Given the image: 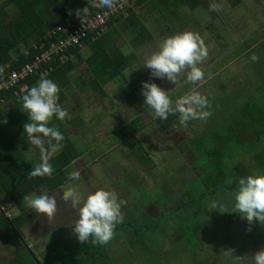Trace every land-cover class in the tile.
<instances>
[{
    "label": "rangeland",
    "instance_id": "obj_1",
    "mask_svg": "<svg viewBox=\"0 0 264 264\" xmlns=\"http://www.w3.org/2000/svg\"><path fill=\"white\" fill-rule=\"evenodd\" d=\"M4 1L5 0H0V5ZM149 2L154 3L153 0H150ZM170 2L173 3L172 0H170ZM213 3L218 5L217 0H205L203 6L209 7V5ZM155 4L156 6H159L158 2H155ZM218 7L219 10L215 11L216 13L207 11L209 13H206L205 17L203 15L200 17V10L196 11L195 13L196 17H199V20L196 23V25H199L198 33L201 35L205 34L204 30L208 31L207 34H205L207 38L204 40V42H208V45H205L208 49L209 55L207 60L204 61V68L202 70H209L205 62L211 64L214 56H225L226 58L231 59L229 62V64H231L230 67L220 66V69H222L219 72H225V69H227V73H225L230 76L227 78V81H232L221 84V80L218 79L217 85L215 86L216 89L223 88L226 91L227 95L216 94L214 98V100H216V106L215 108L211 107V110L212 112L218 111L216 110V108L217 106H220L223 112H218L221 115L228 114V112L230 111L228 106L231 102L227 103V100H229L227 98L230 97V100L232 101V114H235V111L238 108L236 104H239V107H247V105H245L246 96L242 93L243 91H247L250 88V86H248V82L251 81L248 80V75H251V73L247 72L245 76L244 68L246 67L247 69L248 66H252L250 68L253 69V64H255L256 61L254 62L251 59L252 55L254 54L258 57L257 61H259L260 58L262 61V56L264 55V53L263 50L262 52H255V48L254 50L249 51V53L247 52L246 54L241 55L242 59H234L228 53V50L229 48H232L237 44L229 43V40L232 39L237 41L238 39H243L244 36H246L245 41H247V48L251 49L258 43L261 44L264 39L260 33H255L256 35L251 36L253 35L251 34L252 31L245 32V29H240L230 32V28H233V25L240 26L242 23H246L245 28L248 26V28H250L252 25L255 28L254 31L264 32V20L262 22H254V19L251 16L255 11L254 9L250 10L246 6L231 9L226 0H222L221 6L218 5ZM262 7H264V5H262ZM147 8L149 7L144 8L142 6H139L136 8V12L140 15L141 13H144V10L147 11ZM7 11L11 12L13 11V9L9 8L7 9ZM186 12H188V10H186ZM231 12H233L234 15H237L235 21H230V19H228V16L231 14ZM188 14L192 13L189 12ZM222 20H224L225 22H223ZM203 22L204 24L202 25ZM129 25L130 24L127 20H123L115 26L119 31L127 30V33H125V35L123 36L121 35L119 39L116 40L115 44L116 46H118V49H120L124 54L133 52L135 54V59L132 55H128L132 67H130L127 72H125V81H123L119 77V79H116L114 81V84H109L108 86L104 87L108 97L103 98L101 94H92L90 90L86 89V86L82 89H78L76 87L74 82L75 80L77 82H80L81 79L86 80L87 77H90V75L88 74V68L84 63H77L75 69L66 76L62 85L59 86L60 91L58 93V96L59 98H61V103H59V105L67 111L68 115L66 116V118L69 121L64 126V131L67 132V136L71 139V141H73V145L76 151L84 153V150L88 147H94L91 151H89V154L93 155L92 158L97 159L98 161L95 163V165H89L90 160L88 159L91 158L87 159L85 157H82L81 159L76 160V162H78L76 165H73L71 167L69 166V169H66L65 172L68 176L71 172L78 171L80 173V179L72 181L70 180V182H68L63 188H59L58 190L50 194V196H55L57 201V211L52 218H48L45 215H36L35 212L27 206V203L25 201L21 203L23 209H27L26 212L24 211L23 217L24 221L26 222V226L24 227L26 228L25 234L28 238H24V242L23 240H20L21 235H15L12 236L11 239L6 240H2L0 238V264H22L19 262L20 260H17V249L20 245V242L22 243L21 252H24L26 250V246H30L29 252L32 251L33 253H31V256L29 255V253L25 254V258L29 257V260H25L24 262L34 261L33 257L36 256L35 248L40 245V249L42 248V250H46L48 247L47 242L58 243L60 241L62 243L66 240H69L68 243H65L66 247L69 248L74 246L73 250L77 248L75 245L79 243L77 239L73 241L75 235L72 232V226L75 220L78 218L77 210L72 206L71 202H65L63 199H61L62 193L65 190L66 186L75 187L82 197H86L87 194L96 191L98 189L97 186H99L100 188H104L106 190L115 191L118 194L119 199L123 201H126V193L131 191L130 196H127V198L130 199V202L125 203L121 207L123 209L122 214L125 210H131L132 212L136 211L135 220H139L140 223H143L144 225L147 223V221H144V219L140 218L138 219V217L147 214L146 209L149 203H156L154 205L155 207L153 208L158 211L161 209V212L165 213L168 210V205H165V208L162 207V205L165 204L167 200H175L181 197L182 194L180 192L182 184H185L184 187L189 185L192 188V193L189 194L190 199H182L181 203L174 204V206H172L169 210L172 211V217L167 213V218L169 219L166 218L167 220L164 221V223L169 226L168 228L164 227L166 233L170 235V232L172 231L177 238L165 236L166 233H163L164 230L162 231V226H160L159 229L155 231L157 238H151V241L146 244L145 249L148 251L150 257H153V260H148V256L146 259L142 260L143 254L138 252V248L132 245V242L136 241L139 238H137V236L135 239H133L132 237L129 238L127 245H129L130 252H134L135 258L132 260H127V256H131L133 254L126 249V246L125 250L122 249V236H117V233L120 232L121 223L116 226L115 236L112 240L115 239L119 242L118 244L115 243L112 248L119 246V249L114 250L111 248L110 252L112 253L111 257H116L118 255L120 256L122 260L118 261V259H116L119 264H234L232 257L224 255V251L229 249L233 250L234 256L242 257V259L240 260V264H252V255L257 251L264 249V225H261L258 221H254L251 225H249L247 220L242 219L239 213L231 212L233 210V200L231 203L230 199L225 197L230 193L229 196L233 199V196L231 195L232 192L228 190V193H226L227 195H225V193L221 194L220 192L222 191V188H218L217 192H215L219 194V196H216V198L207 199L208 197H204L200 205L198 204L195 208V210L198 211L200 207V215L191 217L189 219V222L192 224V226H195V228L197 226L200 227L199 229H197L196 234L194 233V236L191 239L193 244L197 246L192 254H190L189 248L183 247V236L177 229L178 222H180L181 220L180 212L181 214H185L184 207H186L188 203H192L195 200L197 201V197L200 191L202 192L205 190V192H202L200 194L208 193L209 190H211L213 181H216L218 179L219 182L222 183V186H229L233 184V186L231 185L230 187L235 188L236 181L239 177H244L247 175H264V149H259L258 151H256V153L254 154V158L252 156L246 157L242 155L240 156L241 159H229V162L224 161V158H222L219 162H217L220 166V172H216V174H213L212 168L214 167V163L202 165L201 162H198L204 159L202 152L208 150L211 153L213 152L212 155H214V152L218 147V141H221L218 136L220 132H214L213 129H205V127H203L202 131L199 132V129L196 128L194 124L189 128L187 126H180L178 131L170 130L168 133L164 134V137L161 138V140H158L157 136L151 135L149 140L162 142L161 144L163 145L162 151L165 162L163 163V161H160L161 159H158V157H154L153 155H151L153 156L154 167L150 168V173L152 175V185H155L157 183L156 179L158 175L162 176V180L160 181V183H162V190H160L158 184L155 187L151 188V190H144L146 186L145 184H143V182H141V177L139 176L138 172L140 168L143 169L148 164L146 162V153H143V150L138 146V144H136V140L133 137H129L127 134L124 135L123 133H120L122 129L117 130L119 127L118 123L121 124L123 122L124 124L127 121H130L135 115H137V113H139L138 111H140V108L139 110L138 108H129L128 105L123 103L122 100L124 93L127 92L126 89H129L130 91L134 86L133 83L135 81V78L133 76V64L135 62L141 63L142 61L139 51L127 46V41L130 42L133 38L131 37L130 39H126ZM240 33L251 35H243ZM162 39L163 38L160 37L159 40H157L152 45L153 47L151 49L156 51V45ZM214 44H216V48L220 47V49L218 50L220 51V53L216 51ZM145 45L147 46L148 44L146 43ZM131 47L133 46L131 45ZM149 48L150 46H147L146 50L149 51ZM17 50L23 53V45L19 44ZM80 50H82V57L86 59L89 56V51L84 47ZM108 51L110 53L116 52L113 48H108ZM13 60H16V57H13L11 61ZM242 61H245V65H243V63H240ZM258 67L259 65H257L256 69H254V73L256 72L257 75V71L259 70ZM219 74H222V76H224V73ZM231 77L233 79H231ZM259 77H263V75ZM136 78L138 79V77ZM209 84L210 83L204 79L201 84L196 86V90L200 93L209 92L207 88H213V86H209ZM187 86H190V88L183 93H187L194 87L191 84L184 83L183 89ZM237 86H239V88H237ZM170 87L175 89L176 85ZM84 89H86V91ZM260 92L264 93V88H260ZM251 93L252 89L250 91V94ZM112 105L114 106L113 109ZM121 105L122 107L120 113L118 110L119 106ZM5 106L8 111H11L14 107L13 104H7ZM109 110H113V112L116 113V117L117 114L120 113L121 117H119V120H116L114 118V115L111 114L112 111L109 112ZM142 118H144L148 124H151L150 122H148L149 120L146 116H143ZM142 118L134 117L133 122L127 125V131L131 130L133 127L137 128L138 126H140V124L142 123ZM243 118L244 116L240 117L241 121L236 125L235 130H241L242 132H245V127L247 125H245L244 128H242L241 125L245 123L247 119ZM218 120L219 119L217 118L216 121ZM230 120H233V122L237 121L232 117H230V119H223V121ZM61 122L63 123V120H61ZM108 124H112V129ZM48 126H55L56 128L58 127L57 122L54 120V118H52ZM149 128L150 127H146V129ZM113 130L114 132L112 133ZM150 130L158 131V128L152 123ZM258 130H260V132L264 135L263 124H259ZM149 132L145 136H149V134L151 133ZM124 137H127L128 139L121 145V148L126 149L127 147H129L130 150L138 156L140 163L137 160V162H134L135 160L133 159L135 157L133 158L130 156V150L128 149H126L127 156H123L125 155V151L121 150L120 146L116 143L122 142V139ZM197 138H199V140H197ZM252 138L253 137L251 136L244 142V146L246 148L250 146V139ZM232 139V141H234V136ZM149 140H146V142ZM113 142L114 145H111ZM172 144L179 145L178 149H171L169 145ZM24 146L25 148L23 149V154L25 158L29 161L32 160L34 165H38V160H40L41 162V153L39 149L31 146L29 142ZM220 146V152H225V148L228 150L230 149V146L226 143H222L220 144ZM148 150L156 151L157 154L161 156V153L158 152L157 149ZM58 151L59 149L57 145H51V148H48V152L46 154L50 159L54 157L58 153ZM195 155L197 156L196 159H194ZM107 156L115 159H121L120 166H110V161L108 159H105ZM170 157L172 158L170 165L174 168L169 167V161L171 159ZM101 159H105L107 167L109 165L111 169H114L115 174L112 177L109 175V177L106 176L104 179L101 178L102 174L98 173L99 169L97 167V165L101 162ZM222 163L228 164H225V166H221ZM178 164L179 166L176 167ZM198 164H200V166H198ZM84 168H87L88 170L90 169L87 174L81 173ZM231 168H235L236 172L239 173L232 179L230 178L232 174L228 175V172L231 170ZM174 172L175 175H173ZM177 176L179 178V181L177 179ZM197 178L199 186L197 185ZM83 179H85V182L89 184H87V187L85 186V182L83 181ZM150 185V182L147 181V187ZM138 190H141V192H139ZM33 194L40 195L42 194V190L39 193L36 192ZM213 201L220 202L224 206L226 212L221 213L218 210H211V203ZM177 205H181V207H177ZM14 209L16 212H12V209H9L8 213L6 214L12 217L17 215V213H19V210L17 208ZM189 212H191V210H189ZM156 213L157 212H153V214ZM152 220L155 221V217H153V215ZM62 222L68 223L69 225H67L64 229L55 227L57 224H62ZM147 225L149 226L150 222H148ZM148 226L145 228L146 230H148ZM248 228H251V231H247ZM22 233H24L23 229L21 230V234ZM112 240H110V242H108L106 245H103L104 253L109 257L110 255L108 246L112 245ZM90 244H93L91 240H89V242L86 244V248H88ZM60 250L64 253H67L63 248L59 249V251ZM85 250L86 249H81L80 252H86ZM59 251L55 254L57 257L63 255ZM44 252L45 251H43L42 254L37 255V258L39 260L37 264H54V260L52 259L53 255L48 256L47 254H44ZM157 253H160L159 261L155 257ZM75 255L77 256V253ZM83 256L84 255L82 254V257ZM18 257L20 258L19 255Z\"/></svg>",
    "mask_w": 264,
    "mask_h": 264
},
{
    "label": "trees",
    "instance_id": "obj_2",
    "mask_svg": "<svg viewBox=\"0 0 264 264\" xmlns=\"http://www.w3.org/2000/svg\"><path fill=\"white\" fill-rule=\"evenodd\" d=\"M149 1L150 0H138L133 6L127 9L128 16L126 18L119 15L116 16V18L113 17L111 19V22L108 23L107 33L105 32L94 42L87 40L84 47L89 49L90 54L86 59L80 55V49H77L75 50L73 60L71 59L64 65L56 68L45 78L51 79L54 83L60 86L64 82L66 76L75 69L77 63H84L88 68V74L91 79L87 83L77 82V87L81 88L83 86H87L89 88L88 90L93 93H102L103 86L109 81L119 79L122 72L128 67V65H130L129 56H119L118 54L110 53L108 51V48H112L114 46L113 44L115 43V38L117 36L116 27L114 25L120 21L127 20L130 26L143 28L142 25L140 26L141 22L139 19H133V11L137 7L143 6ZM155 1L160 2V5L165 6L166 9L168 8L169 11L171 10L169 9L171 7L172 9H177L183 6L189 7L192 11H197L199 9H201V12L204 11L201 0H172L173 3H171L170 0ZM98 3L99 0H5L0 5V65L12 62L11 60L13 57H16L17 61V63L12 62L14 66L18 63L25 62V60L32 59L39 52H41L43 42L53 40L54 37L50 34L59 24H62L69 17H72L74 21L80 19L86 14L84 11L85 8L89 9L90 13L99 11L100 9L97 6ZM9 8H12L13 11H7ZM77 9H81L80 18L76 15ZM19 44L23 45L24 53L17 50ZM120 78L125 81L124 77ZM38 81L39 80H36V78H31L28 81V89L35 86ZM237 88H239V86H237ZM26 91L22 95H24ZM222 94L227 95L226 91ZM245 94L250 93L246 92ZM22 95L16 96L13 92L9 91H2L0 93V99H2L0 104V208H3L5 213H8L9 209H12V212H16L14 208L19 210V213L13 217L0 212V238L2 240L11 239V237L15 235H21V230L24 226H26L23 213L24 211L26 212L27 209L24 210L22 207L21 203L24 201L23 197L36 192L39 193L42 189H45L48 194H51L57 189L64 187L68 182H70V178L65 172L66 169H69L71 163L82 155V152L75 150L73 141H71V139L67 136L68 134L64 131L63 124L66 122L68 123L66 117L63 119V123L61 120L53 117L59 124L57 129L64 136L63 141L59 144H57L54 140L51 144L57 145L59 149L58 153L49 159V163L54 169L53 174L50 177L44 176L30 178L29 172L36 165L33 164L32 160H27L23 154V149L25 148L24 145L28 143L26 133L23 135V125L28 122V117L27 114L23 112L21 102ZM227 99H229L227 100V103L231 102L228 106L230 111L222 117L228 116L234 119L235 117H246L247 114L254 113V110L251 111V104L253 103L252 97H250L248 101H245V105H247L245 108L239 107V104H236L238 108L235 111V114H232V101L230 100V97ZM57 103H61V98L58 99ZM209 103L210 108H215L216 100H214V98L209 99ZM7 104H13L14 107L11 111L7 110L5 106ZM216 110H218V106ZM5 120L7 123H4ZM170 121L171 120L167 118V123H170ZM218 121L221 125L217 126L216 132H222L226 121ZM218 135L221 134L219 133ZM219 137L220 139L226 138L225 136ZM51 145L46 143V148H51ZM205 152H202L203 157ZM219 155H222V152L217 150V152H214L213 156L214 158H218ZM38 163H40V160H38ZM222 165L225 166L223 163L221 166ZM216 166L217 167L215 169L214 167L212 168V173L214 171L215 173L220 172L219 163H217ZM232 170L233 169L228 172V175ZM219 185V183H212L211 190L213 191ZM185 189L186 188L184 187V190ZM189 190H187L186 193L184 192V198H187V200L190 199L189 194L192 193V191ZM225 190H227L228 193V189ZM229 190L231 192L233 191V189ZM199 201H201V198L200 200L188 203L186 207H184L185 214H181L180 212L181 220L178 222L177 229L181 232V234L185 235V238L188 237L187 242H190L194 233L196 234L197 232V227L195 228V226H193V228L190 229L188 222L191 217H196L199 214V211L195 210ZM189 210H191V212H189ZM157 222L158 220L156 222L151 220L149 226L146 223L143 227L146 228L148 226V231H151L150 234L156 235L155 231L159 229ZM163 230L164 228L162 227V231ZM163 233H166V231L164 230ZM154 238H157V236ZM191 243L192 241L190 244ZM58 246L60 249L63 248L58 243H54V247L56 249H58ZM86 247V245L84 247L78 246L77 248H79V250H77V248L74 250L71 248L72 250H65L67 252L66 254L63 251L61 253L65 254V257L74 256L76 253L79 255L90 254L93 253V249L100 250L99 246H94L93 244H90L88 248ZM81 249H86V252L80 253ZM78 260L75 261V264H82V262ZM34 261L23 262L22 264L38 263V261ZM65 263L66 262L63 264Z\"/></svg>",
    "mask_w": 264,
    "mask_h": 264
},
{
    "label": "crops",
    "instance_id": "obj_3",
    "mask_svg": "<svg viewBox=\"0 0 264 264\" xmlns=\"http://www.w3.org/2000/svg\"><path fill=\"white\" fill-rule=\"evenodd\" d=\"M154 3L152 2H146L142 7H149L147 8V11L144 10V13H141L140 15L136 12V9L133 11L134 12V18L136 19H139L141 24L140 26L142 25L143 28H137V27H132V26H128V34L126 36V39H130L131 37L132 38V41L128 42L127 41V46L132 48V49H136L139 51L140 53V58H141V63L139 62H135L133 64L134 66V78H135V81L133 83V87L132 89L129 91V89H126L127 92L124 93L123 95V103H125L126 105H128L129 108H140V111H138L139 113H137V115H135L134 117L135 118H142L143 116H146L148 118V122H150L151 124L153 123L157 128H158V131H154V130H150L151 129V124H148L147 121L142 118V123L140 124V126H138L137 128L133 127L131 130L127 131V125L131 122H133V118L130 120V121H127L126 123L123 124V122L120 124L118 123L119 127L117 130H121L122 131L120 133H123L124 135L127 134L129 137H133L135 140H136V144H138V146L143 150V153L145 154L146 153V162L148 163L145 168L143 169H139V176L141 177L140 180L141 182H143V184H145V191L148 190H151V188L155 187L157 184H158V187L160 188V190H162V183H160V181L162 180V176L161 175H158L156 181L157 183L155 185H152V182H151V173H150V168H153L154 167V162H153V156L154 157H158V159H161L160 161L163 163L165 162L164 160V156H163V151H162V147L163 145L161 144L162 142H158V141H153V140H149L150 136L153 135V136H157V139L158 140H161V138L164 137V134L168 133L170 130H175V131H178L179 130V127L181 126L178 122V115H169L168 118L171 120L170 123H167V119H159V118H153V114H152V110L149 109L147 106H144V97L143 95L141 94V89H142V82H149V83H156L159 87H161L163 90L165 91H168V95L170 96V98L174 101L175 99L179 98L180 96H183L187 93H183L185 92L186 90H188L190 88V86H187L186 88L183 89V85H184V80L182 79L181 80V83H179L178 85H176L175 89L174 88H171L170 86H173L174 84L168 82L166 79H160V78H156V77H152L151 76V72L150 70L146 69V68H143V61H144V57L148 54H151L154 50H152L151 48L153 47L152 45L157 41L159 40L160 37L164 38V37H167V36H171V35H175V34H178V33H181L183 31H193V32H199V25H196L197 21L199 20V17H196V11H192L189 7L187 6H183V7H180V8H169L171 9L170 11L168 10V8L166 9L165 6L163 5H160L161 3L158 2V5L159 6H156L155 4V0H153ZM202 1V6L205 2V0H201ZM227 1V4L231 7V9H234V8H241L242 6H246L247 8H249L250 10H255L253 13H252V18L254 19V22H259V21H263L264 20V7H262V5H264V0H226ZM217 3L219 6H221L222 4V0H217ZM156 6V7H155ZM249 6V7H248ZM204 7V6H203ZM186 10H188V12H186ZM201 10V9H199ZM198 11V10H197ZM209 11V7H204V11L203 12H199V15L200 17L203 15L205 17V14L206 13H209L207 12ZM192 13V14H188V13ZM216 13V12H215ZM216 15V14H214ZM236 16L237 15H234L233 12H231V14L228 16V19H230V21H235L236 20ZM223 22H225L224 20H222ZM121 22V21H120ZM119 22V23H120ZM117 23V24H119ZM162 23V24H161ZM117 24H115L114 26H116ZM160 24H161V27H160ZM204 24V22L202 23V25ZM196 25V26H195ZM246 23H242L240 26H236V25H233L232 27L233 28H230L231 31L230 32H233L234 30H240V29H245L244 31L247 32V31H252L251 34H244V33H240V34H243V35H251V36H254L256 35L255 33H260L264 39V32H258V31H254V27L251 25L250 28L246 27ZM220 27V26H219ZM253 27V28H252ZM262 28V26H261ZM116 32H117V36L115 38V42L117 39H119V37L122 35H125V33H127V30L126 31H119L116 29ZM207 30H204V33L207 34ZM107 33V31H106ZM205 34H201L200 36L202 37L203 40H205L207 38V36ZM160 37H159V36ZM246 39V36H244L243 39H238L237 41L235 40H232L230 39L229 40V43H236L237 45L232 47V48H229L228 50V53L234 58V59H237V58H241V55H244L246 54L247 52L249 53V51L251 50H254L255 48V52H262L263 50V53H264V41L261 43V44H257L255 47L251 48V49H248L247 48V41H245ZM130 43V45H129ZM148 44L147 46L149 48V51L146 50L147 46L145 44ZM205 44L208 45V42H205ZM114 46L112 47L114 49V51H116L118 49V46H116V44L114 43L113 44ZM131 45L133 47H131ZM215 45V49L218 53H220V51H218L220 49V47H217L216 48V44ZM86 48L88 51L89 49L87 47H84ZM82 50H80V55L82 56ZM124 51V50H123ZM227 53V54H228ZM254 53V52H252ZM89 54H90V51H89ZM115 54H118L119 56H128V55H132L135 59V54L133 52H130L128 54H124L120 49H118ZM137 55V54H136ZM240 55V56H239ZM264 58V55L262 56ZM232 58V59H233ZM242 59V58H241ZM240 59V60H241ZM231 59L229 58H226L225 56L224 57H216L214 56L213 60H212V63L211 64H208L207 62H205L208 67L209 70H206L204 69L203 72L205 74V80H207L210 84L209 86H213V88H207V90L209 92H206V93H201L202 95L206 96L209 99L211 98H215V97H211L214 93H223L225 90L223 88H218L216 89L215 86L217 85V81L218 79H220V83H224L225 82H231L232 80L230 81H227V78L230 77L228 74H226V70L225 69V72H219L221 69H220V66H224V67H230L231 64H229ZM238 60V61H240ZM237 61V60H235ZM233 61V62H235ZM262 62H263V59H262ZM240 63H243V65H245V61H242ZM130 65H128V67L122 72V75L120 77H125V72H127V70L132 67L131 65V62H129ZM229 64V65H228ZM257 65H259L258 67V75L261 76L262 73H263V70H264V67H263V63H261V58L259 61H256L255 64H253L254 68H250L252 66H248L247 69L246 67L244 68V75L246 76V73H251V75H248V80H250L251 82H256L257 81V78L256 77H259L257 75V73L255 72L254 73V69H256ZM202 69L204 68V62L199 65ZM233 66V65H232ZM253 70V71H252ZM250 71V72H249ZM219 73H224V76H222V74H219ZM138 77V79L136 78ZM90 77H87L86 80L84 79H81L80 80V83H87L90 81ZM231 79H233L231 77ZM116 80V79H115ZM114 80V81H115ZM134 80V79H133ZM131 80V81H133ZM114 81H109L106 85L103 86V92L100 93L101 96L104 98V97H108L107 95V92L105 90V86H108L109 84H114ZM75 85L77 83V81L75 80ZM251 82H248V85H251L250 83ZM219 83V82H218ZM74 84V83H73ZM180 85V86H179ZM77 87V85H76ZM85 87V86H83ZM83 87L81 88H78V89H82ZM87 87V86H86ZM226 88V87H225ZM86 89H89L88 87ZM244 93H242L243 95L247 92V91H243ZM249 93V92H247ZM257 93V92H256ZM92 94H96V93H93ZM132 100V101H130ZM122 103V105H123ZM124 104V105H125ZM121 106H119V112L121 113ZM138 106V107H137ZM113 105H112V109H113ZM206 110H209L211 112V108L209 109H206ZM112 111V115H114V118L116 120H119V117H121L120 113L117 114V117H116V113L113 112V110H109V112ZM218 111L219 112H223L222 111V108L220 106H218ZM218 111H213L211 112V116L209 118H207L206 120H190L188 123H187V127L189 128L191 125H194L196 126V128L199 129V132L202 131V128L205 127L208 128V129H213V131L216 132V128L217 126L221 125V123L219 121H216V119L218 118L219 120H223V119H230V117L226 116V117H222V116H225V115H221ZM264 114L262 112H260L259 114H257V117H255L253 120H252V123H253V127H252V139L251 142H250V146L248 148H246L244 146V142L245 141H240L238 138L234 141V143H230L228 144L230 147V149H226L225 147V152H222V155H219L218 158H214V156H212L211 158H206L204 157V159L202 161H199L198 163L201 162V164H213L214 165V169L216 168V163L219 162L222 158H224V161L226 162H229V159H233V160H238V159H241L240 156L244 155L246 157L248 156H252L253 158L255 157L254 154L256 153V151H258L259 149H264V135L260 132V130H258V127H259V124H262L264 123ZM263 118V119H262ZM67 119V118H66ZM251 120V119H250ZM67 124V122L65 124H63V128L64 126ZM58 127H59V124L57 123ZM110 126V128L112 129V124H108ZM236 125V124H235ZM146 127H150L149 129H146ZM125 130V131H124ZM151 133H150V132ZM194 131V130H193ZM224 131V129H223ZM222 131V132H223ZM114 132V130L112 131V133ZM150 133L149 136H145L147 135V133ZM65 133L67 134V132L65 131ZM203 133V132H201ZM127 137H124L122 139V142H119V143H116L117 145L120 146V149L121 150H124L125 151V155L123 156H127L126 155V149L130 150L129 147H127L126 149H123L121 148L122 144L125 143L127 141ZM146 140H149L146 142ZM166 140V139H165ZM197 140H199V138H197ZM226 143V142H224ZM223 143V144H224ZM111 145H114V142L111 144ZM146 145V147H145ZM178 146L179 145H175V144H172V145H169V147L171 149H174V150H177L178 149ZM220 145H218L217 149L215 150L217 152V150L219 151L220 149ZM94 147H88L87 149L84 150V153H82V155L77 159H81L82 157L84 158H91V159H88L90 160V164H94L98 161L97 159H94L92 158L93 155H90L89 154V151H91ZM148 149H157L158 152L161 153V156H159L157 154L156 151H153V150H148ZM102 150H105V149H102ZM130 152V156L131 157H135L133 160H135L134 162H139V158L137 155H135V153L133 151H129ZM128 152V153H129ZM176 154V153H175ZM153 155V156H151ZM122 156V157H123ZM129 156V155H128ZM221 156V157H220ZM225 156V157H224ZM173 157V156H172ZM171 158V157H170ZM197 156L195 155L194 156V159H196ZM105 159H108L110 162H109V165L112 166H120L121 164V159L119 158H112V157H109L107 156ZM105 159H101V162L97 165L99 171L98 173L99 174H102L101 178H105L106 176L109 177V175L112 177L114 174H115V171L114 169H111V167H108L106 166V162H105ZM175 159V158H174ZM93 160V161H92ZM137 160V161H136ZM176 160V159H175ZM207 160V161H206ZM141 161V160H140ZM171 161H172V158L170 159L169 161V167H171ZM198 161V160H197ZM126 162V161H124ZM78 162L73 161L70 165L73 166V165H76ZM140 163V162H139ZM166 164V163H165ZM225 164H228V163H225ZM234 164V163H233ZM156 165V164H155ZM164 165V164H162ZM179 164L176 166L178 167ZM198 166H200V164H198ZM175 167V168H176ZM171 168H174V167H171ZM93 169V168H92ZM206 169V167H205ZM232 169V168H231ZM90 170V169H89ZM89 170L87 168H84L83 171L81 173H84V174H87L89 172ZM212 171V170H211ZM207 172V170H206ZM205 172V173H206ZM171 173V172H170ZM215 173V171L213 172V174ZM172 174V173H171ZM216 174V173H215ZM229 174H232V176L230 177L231 179L234 178L236 175H238L239 173L236 172V169L234 168ZM173 175H175V172L173 173ZM88 178V177H86ZM177 179L179 181V178L177 176ZM72 181V179H69ZM197 180V185L199 186V182H198V178L196 179ZM83 181L85 182L86 180L83 179ZM147 181L150 182V186L147 187ZM160 183V184H159ZM213 183H219L220 185L215 188L213 191L212 190H209L208 193L206 194H200L202 192H205L204 191H200V193L198 194V200H200L201 198V201L204 197H208L207 199H210V198H216V196H219L218 193H215L217 192L218 188H222V191L220 192L221 194L222 193H225V195H227V190L225 189H234L233 187L231 188L230 186L233 184H231L230 186H222V183L219 182V180L217 179L216 181H213ZM88 183L85 182V186L87 187ZM96 187V186H95ZM63 188V187H62ZM97 188L99 189L100 187L97 186ZM96 188V189H97ZM58 190V189H57ZM62 190V189H61ZM139 192H141V190H138ZM45 192L44 189H42V193ZM55 192V191H54ZM126 192V191H125ZM133 192V190H132ZM130 193L131 191L127 192L126 193V203H129L130 202V199L127 198V196H130ZM181 194L183 193V190H181L180 192ZM52 194V193H51ZM220 194V195H221ZM230 194V193H229ZM229 194L225 197V198H229L231 203H232V198L229 196ZM50 195V194H49ZM203 197H202V196ZM201 201H199V205L201 203ZM165 202V201H164ZM135 203V202H134ZM168 203V204H167ZM156 203L152 204V203H149L148 207L151 206V208L153 209L154 212H158V219L161 221V216L163 214V212H161V209L158 211L156 210L154 205ZM177 204V203H176ZM165 205H168V209L171 208V205L172 203L170 202V200H167L165 204L162 205V207L165 208ZM174 206V204L172 205ZM181 207V205H177V207ZM175 209V208H174ZM4 209L3 208H0V212H3L5 215V211H3ZM123 211V209L121 208V212ZM199 214L200 215V212H201V209L199 207ZM171 212V211H170ZM132 213V214H131ZM124 216H123V221L120 225V232L117 233V236L120 237L122 236V239H121V245H122V249L125 250V246H126V249L130 252V248H129V245H127L128 241H129V238L132 237L133 239L136 238L137 236V240L136 241H133L132 242V245H134L136 248H138V252H140L141 254H143V258L142 260L146 259L147 256H148V260L151 259L153 260L152 258L153 257H150L148 251L145 249L146 247V244L149 243L151 241V238L157 236H152L150 234V231L146 230L145 226L143 223H140L139 220H135V214H136V211H131V210H125L124 211ZM131 214V215H130ZM197 215V216H198ZM140 218V216L138 217V219ZM147 223L151 221V218L149 217L148 219H146ZM189 223V228L192 229L193 226L190 222ZM164 224V222H163ZM67 225H69L68 223H64L62 222V224H57L55 227L56 228H59V229H64ZM25 227V226H24ZM138 227V228H137ZM137 228V230H136ZM200 227L197 226V229H199ZM25 229L26 228H23L24 230V233L21 234V239L20 240H23L24 238H28L27 235L25 234ZM119 230V228H118ZM122 230V231H121ZM179 233L181 234V232L179 231ZM150 234V236H149ZM179 234V235H180ZM148 235V237H147ZM165 236H169L171 238H177L173 232H171V234H165ZM183 236V247L184 248H189V251H190V254H192V252L194 251V249L197 247V246H194L193 242L190 244L191 242V239H190V242H187V238H185V235L182 234ZM23 237V238H22ZM179 237V236H178ZM77 239V237L75 236V238L73 239V241H75ZM156 239V238H154ZM176 240V239H175ZM24 242V240H23ZM69 240H66L65 242H58V244L63 247L64 250H70L71 248H73L74 246L72 247H69L67 248L65 243H68ZM112 242V245L111 246H108V249H109V256H106L105 253H104V249H103V245H98V244H93L94 246H99L100 250H92L93 253H90V254H85L83 257H82V254H77L74 255V256H65L64 255L66 254H63L62 256L60 257H57L55 254L59 251V246H58V249H56L54 247V242L53 243H50V242H47L48 244V247L46 250H42V248L40 249V245L37 246L35 248V252H36V256L33 257V259L35 261H39L38 258H37V255L39 254H42L43 251L44 254H47L48 256L49 255H53V263L54 264H63L64 262H66L65 264H75V261H81L82 264H119V262L116 261V259H118V261L122 260L120 258V256H116V257H111V252H110V249L112 248V246L116 243L118 244V240L116 241L115 239L111 241ZM79 243V242H78ZM157 243V242H155ZM87 243H84V244H77L75 245L76 247L78 246H81V247H84ZM126 244V245H125ZM36 245V244H35ZM45 246V245H44ZM21 249H22V243L20 242V245L18 246V254H17V260H20L19 262L20 263H23L25 260H29V257L28 258H25V254H28L31 256V252H29V249H30V246H26V250L23 252H21ZM114 250H118L119 249V246L117 247H114L112 248ZM77 250H79V248H77ZM47 251V252H46ZM27 252V253H26ZM62 251L60 250V253ZM137 252V254H138ZM81 253V252H80ZM132 253L133 255L131 256H127V260H132L135 258V254L134 252H130ZM33 254V253H32ZM160 253H157V255L155 256L157 258V260L159 261L160 259ZM18 255L20 256V258L18 257ZM79 257V258H77ZM48 258V257H47ZM46 258V259H47ZM155 258V259H156ZM45 261H48V260H45ZM101 261V262H100ZM121 264V263H120Z\"/></svg>",
    "mask_w": 264,
    "mask_h": 264
},
{
    "label": "clouds",
    "instance_id": "obj_4",
    "mask_svg": "<svg viewBox=\"0 0 264 264\" xmlns=\"http://www.w3.org/2000/svg\"><path fill=\"white\" fill-rule=\"evenodd\" d=\"M117 0H99L98 7L112 9ZM86 11V8L84 9ZM219 7L213 3L209 11H218ZM81 9L76 15L80 18ZM71 14V13H70ZM157 50L144 57L143 68L150 70L151 76L166 79L178 85L181 80L194 87L185 95L174 101L156 83L142 82L141 94L144 97V106L152 110L153 118L167 119L168 116L178 115V122L186 126L190 120H206L211 116L210 103L206 96L196 90V86L205 79V74L199 66L208 58V49L198 32L183 31L181 33L164 37L156 45ZM251 59L255 62L258 57L254 54ZM3 69H0L2 72ZM59 86L51 79L41 78L37 84L26 91L21 97L23 112L27 114L28 122L23 125L27 142L38 148L41 153V162L29 172L30 178L51 176L53 167L46 154L45 144L51 145L53 140L59 144L64 136L55 126H48L55 117L63 120L67 111L58 103ZM4 123H7L5 120ZM72 180H79L80 173L73 171L69 174ZM233 210L249 225L258 221L264 225V175H247L239 177L236 187L232 191ZM61 199L71 202L77 210V219L72 226V232L79 243L106 245L115 236L116 226L123 221L121 207L126 202L119 199L118 194L112 190L99 188L82 197L75 187L66 186ZM23 200L36 215H45L52 218L57 211L55 196L47 191L40 195L24 196ZM211 210L226 212L224 206L218 202L211 203ZM247 231H251L248 228ZM225 256L233 258L234 264H240L241 256H234L233 250H225ZM252 264H264V249L252 255Z\"/></svg>",
    "mask_w": 264,
    "mask_h": 264
},
{
    "label": "built area",
    "instance_id": "obj_5",
    "mask_svg": "<svg viewBox=\"0 0 264 264\" xmlns=\"http://www.w3.org/2000/svg\"><path fill=\"white\" fill-rule=\"evenodd\" d=\"M138 0H117L114 8L108 9L99 7V11L89 12L86 8L85 15L80 19L68 18L59 24L50 35L54 38L51 41L43 42L41 52L32 59L18 63L7 62L0 66V93L2 91L13 92L14 95H22L28 88V81L31 78L40 80L47 77L56 68L74 59L75 50L84 47L86 41L94 42L106 31L108 23L113 17L121 15L128 16L127 9L133 6ZM24 53V52H23ZM2 99H0V104Z\"/></svg>",
    "mask_w": 264,
    "mask_h": 264
},
{
    "label": "flooded vegetation",
    "instance_id": "obj_6",
    "mask_svg": "<svg viewBox=\"0 0 264 264\" xmlns=\"http://www.w3.org/2000/svg\"><path fill=\"white\" fill-rule=\"evenodd\" d=\"M261 63H263V67H264V58H263V62L261 61ZM262 75H263V77H256L257 78V81L256 82H251L250 84L251 85H248V86H250V88H249V90H247V92H249L250 93V91H251V89H252V95L251 94H244L245 96H246V101H248L249 100V98L250 97H252V101H253V103L251 104V107H252V110L251 111H253L254 110V113H251V114H247V116L246 117H244L243 119H247L246 120V122L245 123H243L242 125H241V127L242 128H244L245 127V125H247L246 127H245V132H242L241 130L240 131H238V130H235L236 129V125L237 124H239L240 123V118H238V117H236V118H234V120H237L236 122H233V120H230V121H226L225 122V124H224V131L223 132H220V134L221 135H218V136H225L226 138L225 139H220V137H219V139L221 140V141H218V145H220V144H222V143H224V142H226V144L228 145V144H230V143H234V141L238 138L240 141H246V140H248L250 137H251V135H252V127L254 126L253 125V123H252V120L255 118V117H257V114H259L260 112H262L263 114H264V93H261L260 92V88H264V70H263V73H262ZM261 75V76H262ZM85 91H86V89H84ZM257 92V93H256ZM216 94H222V93H214L213 95H212V97H215L216 96ZM264 118V117H263ZM262 118V119H263ZM251 119V120H250ZM69 122V121H68ZM236 124V125H235ZM263 125H264V123H262ZM233 136H234V141H232L233 139ZM213 153V152H212ZM212 153L210 152V151H206L205 152V154H206V156H205V154H204V157H206V158H208V160H209V158H211L213 155H212ZM184 186L185 185H183L182 184V188H181V190H183V193H182V195H181V197L179 198V199H175V200H170V202L172 203V205L173 204H176V203H181V200L182 199H187V198H184V194L187 192V190H189V189H191L192 190V188L188 185V186H186L185 188V190H184ZM191 190H189V191H191ZM185 192V193H184ZM172 205H171V207H172ZM171 209V208H170ZM170 209H168L167 211H169ZM165 212V213H163L162 215V217H160L161 218V221L158 219L159 217L157 216L158 215V212L156 213V214H153V209L151 208V206L150 207H147V209H146V212H147V214L146 215H142V216H140V219H144V221L146 220V219H148L149 217L151 218V220H152V215H153V217H155V221H153V222H156L157 220H158V222H157V226L158 227H160V226H162L163 228L164 227H169V226H167V224L166 223H164L163 224V222L165 221V220H167V219H169V218H167L168 217V215H167V213L172 217V211L170 212ZM167 218V219H166ZM148 224V223H147ZM153 224V223H152ZM170 232V231H169ZM172 232V231H171ZM170 232V233H171ZM156 233V232H155ZM155 234H152V236H154ZM157 255V254H156Z\"/></svg>",
    "mask_w": 264,
    "mask_h": 264
},
{
    "label": "water",
    "instance_id": "obj_7",
    "mask_svg": "<svg viewBox=\"0 0 264 264\" xmlns=\"http://www.w3.org/2000/svg\"><path fill=\"white\" fill-rule=\"evenodd\" d=\"M3 213V212H2Z\"/></svg>",
    "mask_w": 264,
    "mask_h": 264
}]
</instances>
